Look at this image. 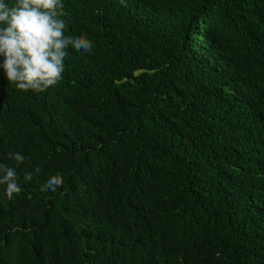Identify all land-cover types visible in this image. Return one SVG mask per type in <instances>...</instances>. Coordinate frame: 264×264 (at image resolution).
Returning a JSON list of instances; mask_svg holds the SVG:
<instances>
[{
  "label": "trees",
  "instance_id": "obj_1",
  "mask_svg": "<svg viewBox=\"0 0 264 264\" xmlns=\"http://www.w3.org/2000/svg\"><path fill=\"white\" fill-rule=\"evenodd\" d=\"M64 11L91 52L43 91L0 74V264H264V0Z\"/></svg>",
  "mask_w": 264,
  "mask_h": 264
},
{
  "label": "clouds",
  "instance_id": "obj_2",
  "mask_svg": "<svg viewBox=\"0 0 264 264\" xmlns=\"http://www.w3.org/2000/svg\"><path fill=\"white\" fill-rule=\"evenodd\" d=\"M95 42L83 32L69 30L64 0H0V74L16 89L43 91L63 78L72 47L91 52ZM16 166L0 162V185L12 199L21 192L17 167L26 160L19 151L8 152ZM39 167L34 172H39ZM33 172L23 179L31 180ZM64 184L62 174H53L43 187L55 192Z\"/></svg>",
  "mask_w": 264,
  "mask_h": 264
}]
</instances>
